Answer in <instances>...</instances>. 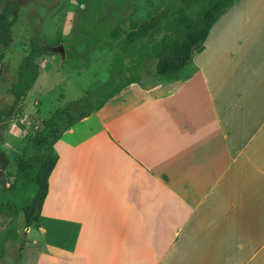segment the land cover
Returning a JSON list of instances; mask_svg holds the SVG:
<instances>
[{
	"label": "crops",
	"instance_id": "1",
	"mask_svg": "<svg viewBox=\"0 0 264 264\" xmlns=\"http://www.w3.org/2000/svg\"><path fill=\"white\" fill-rule=\"evenodd\" d=\"M204 46L173 88L134 82L56 142L32 264H264V0Z\"/></svg>",
	"mask_w": 264,
	"mask_h": 264
},
{
	"label": "rangeland",
	"instance_id": "2",
	"mask_svg": "<svg viewBox=\"0 0 264 264\" xmlns=\"http://www.w3.org/2000/svg\"><path fill=\"white\" fill-rule=\"evenodd\" d=\"M21 7L13 27L12 44L0 54V148L6 161L0 164V189L11 183L10 173L37 127L58 107L86 95L88 88L110 76L112 62L124 47L127 35L166 10L176 8L180 0H20ZM0 0V9L2 7ZM48 44L50 53L38 59L37 85L11 109V92L23 58L31 50L32 40ZM63 44L64 59L52 50ZM129 60H132L131 58ZM193 65V64H192ZM186 68L182 77L192 71ZM142 89L154 95L173 88L175 81L162 80L152 71L143 72ZM41 96V97H40ZM7 184V185H8ZM10 219L0 214V238ZM18 237L5 240L2 264H32L37 253L32 236L37 226H26L23 214L18 217ZM30 239H29V237Z\"/></svg>",
	"mask_w": 264,
	"mask_h": 264
},
{
	"label": "trees",
	"instance_id": "3",
	"mask_svg": "<svg viewBox=\"0 0 264 264\" xmlns=\"http://www.w3.org/2000/svg\"><path fill=\"white\" fill-rule=\"evenodd\" d=\"M0 54L12 44L13 27L21 7L20 0H1ZM238 0H180L174 9L164 11L127 35L124 47L112 62L106 81L91 85L86 95L58 107L42 121L28 140L10 173L11 183L0 189V214L10 223L0 238V264L5 257V240H16L18 217L23 214L27 227L39 223L49 190V177L58 161L56 142L74 124L101 108L123 88L142 83L143 72L152 71L162 80H179L183 71L204 50V42L216 21ZM48 44L32 40L30 52L20 63L11 92L13 109L32 90L39 76L38 59L49 54ZM132 60H129V59ZM6 153L0 148V164Z\"/></svg>",
	"mask_w": 264,
	"mask_h": 264
},
{
	"label": "water",
	"instance_id": "4",
	"mask_svg": "<svg viewBox=\"0 0 264 264\" xmlns=\"http://www.w3.org/2000/svg\"><path fill=\"white\" fill-rule=\"evenodd\" d=\"M52 50H53L54 52L58 53V54L61 56L62 59L65 58V56H66V51H65V47H64L63 44H60V45H58V46L53 47Z\"/></svg>",
	"mask_w": 264,
	"mask_h": 264
},
{
	"label": "built area",
	"instance_id": "5",
	"mask_svg": "<svg viewBox=\"0 0 264 264\" xmlns=\"http://www.w3.org/2000/svg\"><path fill=\"white\" fill-rule=\"evenodd\" d=\"M8 184V183H7ZM9 185V184H8Z\"/></svg>",
	"mask_w": 264,
	"mask_h": 264
}]
</instances>
